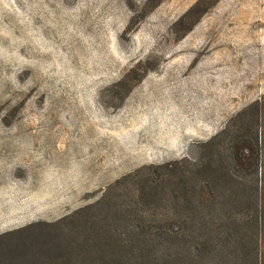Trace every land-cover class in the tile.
<instances>
[{"label": "rangeland", "instance_id": "374dc122", "mask_svg": "<svg viewBox=\"0 0 264 264\" xmlns=\"http://www.w3.org/2000/svg\"><path fill=\"white\" fill-rule=\"evenodd\" d=\"M200 1L0 0V264H157L175 248L131 231L177 229L193 162L213 189L185 193L229 200L219 227L243 193L261 218L208 264H264V0ZM241 128L261 145L246 192L217 170Z\"/></svg>", "mask_w": 264, "mask_h": 264}, {"label": "trees", "instance_id": "16d2710c", "mask_svg": "<svg viewBox=\"0 0 264 264\" xmlns=\"http://www.w3.org/2000/svg\"><path fill=\"white\" fill-rule=\"evenodd\" d=\"M201 0L200 2H202ZM198 2L190 11L198 8ZM187 14L188 16L191 14ZM184 19V18H183ZM258 106L259 103H253V106ZM249 107L243 111L246 114ZM258 113H264V102L260 104ZM259 130L257 129L254 137L249 136L248 132L241 128L232 139L227 143V147L223 150H218L217 155L225 161L217 170H222L228 176H232L233 182H238L243 191H247L248 177L259 182V167L261 163V145L259 144ZM228 160H231L229 162ZM201 165L200 163H192L190 168L181 170V188L183 192L177 196L178 211L174 214V220L177 224V229L166 228L160 226L157 231L149 229L136 230L134 228L131 233L135 237L144 236L150 246L162 245L165 247H174L176 253H163L160 257L154 259L157 264H208L207 251L215 244L221 243H242V246H250L253 242L257 243V233L260 229L261 218L256 198L243 193L241 197L234 199V203L238 209L235 213L236 219L232 222L233 225L239 227L236 230L235 226L230 228H222L219 225L228 223L229 215L225 213V206H229V200L219 198L215 195L204 197L200 195L186 194L187 177H192L191 182L195 184L197 191H212V183L209 178L214 172L213 167ZM235 174L241 177L242 180L237 181L233 178ZM256 183V184H257ZM256 190L257 186L254 187ZM170 217L164 219L167 222ZM204 256V257H201ZM241 260L243 264H252L253 260L249 261L250 252L247 250L241 251ZM152 260L147 264H153Z\"/></svg>", "mask_w": 264, "mask_h": 264}]
</instances>
